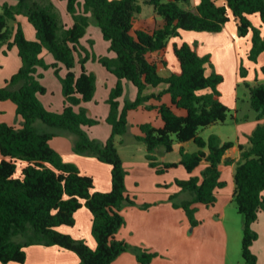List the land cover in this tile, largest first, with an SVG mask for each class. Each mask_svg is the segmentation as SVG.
I'll return each instance as SVG.
<instances>
[{
	"label": "trees",
	"instance_id": "16d2710c",
	"mask_svg": "<svg viewBox=\"0 0 264 264\" xmlns=\"http://www.w3.org/2000/svg\"><path fill=\"white\" fill-rule=\"evenodd\" d=\"M66 2L67 12L73 23L68 26L53 0H16L15 4H0V49L5 55L17 49L22 65L17 72L0 86V101L16 104L21 117L19 126L0 122V263H24L26 247L31 245H58L75 252L79 264H112L126 251L136 254L138 264H150L157 252L142 246H134L118 239L116 234L125 224L122 209L135 204L126 188L127 169L118 149V137L129 130L128 114L140 106L154 108L146 103L151 99L162 101L170 94L171 103L161 102L158 112L164 121L156 127L151 122L139 125L138 141L147 146V160L158 173L182 165L190 174L188 179H176L191 198L175 201L182 207L191 226H197V203L212 206L217 201V190L226 185L222 179L221 164H235L233 201L243 215L242 258L243 264H258V256L252 250L258 233L253 224L264 213V83H251L248 68L241 60L239 76L249 89V103L257 112V124L248 135L247 143H239V159L226 156L235 146L233 140H223L212 133L208 138L200 131L219 122H225L231 111L221 99L219 85L224 76L213 68L210 54H200L187 41L174 44L179 70L168 76L161 69L168 66L166 52L170 40L181 37L183 30L220 32L233 18L238 34L246 37L252 33V46L248 59L257 61L264 52V35L251 15H259L264 26V0H60ZM153 7L147 18L140 15L143 4ZM19 16H24L35 29L36 38L26 36ZM92 18L100 27L103 38L109 42V51L115 56L98 55L82 44ZM93 47L94 40L88 39ZM50 52L55 61L46 63L42 56ZM88 60L97 61L118 81L112 88L107 102L110 111L105 121L112 126L106 141L91 138L85 126L101 122L92 117L83 105L94 98L97 75L88 71ZM79 63L81 72L76 73ZM38 67L54 68L62 84L64 108L48 109L39 94L47 88L41 82ZM65 67L67 72L61 75ZM212 70L209 71L208 69ZM264 74V64L261 66ZM123 79L138 90L134 100L125 99ZM167 87L159 93H145L149 86ZM78 107V109H76ZM42 121L49 126L40 129ZM60 132L74 135V152L94 156L111 165L112 188L110 191L94 189V178L84 174L74 163L63 160L52 147L51 140ZM193 141L194 152L181 149L179 162H161L156 153L160 148L171 152L176 142ZM204 162L199 174L193 172ZM151 204H142L148 208ZM86 206L92 213V235L96 247L84 239L74 238L62 232L61 226H73L75 213Z\"/></svg>",
	"mask_w": 264,
	"mask_h": 264
},
{
	"label": "crops",
	"instance_id": "0c3cea01",
	"mask_svg": "<svg viewBox=\"0 0 264 264\" xmlns=\"http://www.w3.org/2000/svg\"><path fill=\"white\" fill-rule=\"evenodd\" d=\"M6 1L11 4L16 3V0H0V4ZM53 2L56 3L55 0H53ZM63 10V12H65L64 22L68 26L72 25V16L67 12L65 5H63ZM250 18L256 26L261 28L262 34L264 35V26L262 25L259 15H251ZM24 20V16L18 17V21L21 22L26 36L29 39H34V35H36L34 31L35 29H33V31L32 29L30 30L31 36H29L25 29ZM231 20L234 22V27L232 28V38L238 40V37L240 36L238 34L237 23L233 18ZM231 20L223 29L227 28ZM88 32L89 27L83 38H86L87 36L90 37V33L88 34ZM250 35L252 38V33H249L246 38L249 39ZM83 38L81 39V42L83 41ZM183 41L185 40H178V38L171 39L166 52L168 66L161 69L162 75L168 76L172 71L179 70L178 60H173V63H171L169 55H171V51H173L174 44L177 43L180 45ZM84 45L86 46V44ZM106 47L109 48V42H107ZM88 48L93 51L90 47ZM2 49H0V51L3 52ZM12 50L17 49L13 48ZM94 51L98 55H116L108 49L106 53L97 52L95 49ZM199 53L203 55L206 52ZM262 54H264V52ZM262 54H260V56ZM47 56L48 61L45 60L46 63L50 64L55 61L54 56ZM91 62L96 63L97 61L88 60L86 68L88 71L96 73L97 88L94 98L91 101L83 103V105L87 107L90 116L99 118L101 122L94 126H85L84 128L87 130L91 138L106 141L112 133V126L105 121L110 111V105L107 102V99L109 98L112 88L117 84L118 79L104 66L101 67V69L98 65L97 68H91ZM98 68L100 69L99 72L95 70ZM75 71L77 74L81 72V66L79 63L76 64ZM66 72V68L62 67L60 70L61 75H65ZM38 73L43 74V77L40 80L47 88V91L44 94H39L41 101L50 110L62 111L65 104V98L62 91V84L58 78L54 79L53 77V74L56 76L54 68H48L45 70L42 67H38ZM13 74L5 73L0 75V81H2L0 82V86L5 85V80ZM46 75L50 77L49 81L45 80ZM247 79L250 81L249 74ZM262 79H264V74L261 72L258 75V81ZM240 80L242 79L240 78ZM123 85L124 94L120 97L121 106H123L125 99L127 98L125 97L126 89L130 92L131 96L128 98L131 100H134L138 93L137 88L130 81L123 79ZM166 87L167 84L165 83H162L157 87L149 86L145 93H159ZM99 92L100 95H98ZM161 102L170 104V94L163 95ZM161 102L156 99H151L146 104L153 105L154 108L147 109L145 106H140L136 110H131L128 114V133L118 137V149L128 171L125 181L127 192L136 203L126 204L123 207L122 213L125 217V224L119 229L116 237L127 241L131 245L146 247L151 251L157 252L158 256L155 257L150 264H176V262L172 261V256L181 260L182 257L186 256L189 251H192L195 246L198 248V254L201 251L206 252V249L209 250L214 248L220 255L219 264H229L227 256L229 230L226 223L229 220L230 222L236 223V227L239 225V222L242 223V219L240 215H238L240 213L236 211L237 207H234L233 201V192L235 187L233 174L235 164L220 165L222 179L224 168H229L228 170L231 173L233 180L232 189H228V191L225 192L222 191L223 188H219L217 190V201L212 206L197 203L196 218L199 220V224L191 229V223L185 210L182 207H175L173 201L170 199L172 194H177L175 201L179 203L191 198V194L188 191L181 190V188L176 184V179H188L190 174L187 173V175L169 176L173 168L167 172L158 173L155 168L150 166L147 160L148 151L146 144L136 139V135L140 134L139 125L142 123L151 122L156 127L163 126L164 121L156 108ZM235 105L236 108L237 102ZM16 108V104L10 100L0 101V122H6L8 124L19 126L21 124V117L17 114ZM76 109H78V107H76ZM237 114L238 110H236V117ZM256 124V122L253 123L248 131L244 133L246 135V141L241 142L238 138L235 146L227 151L226 156L233 157L236 160L239 159L238 144L247 143L248 135L255 128ZM37 125L41 129L46 128L42 123H40V121ZM128 134H130V137H125ZM50 142L52 147L61 154L64 161L74 163L78 166L82 173L91 175L94 178L95 190H111V165L101 162L94 156H87L74 152L73 134L60 132ZM181 149L194 152L198 149V147L192 140L187 142H176L173 150L171 151V153L175 154L174 157H171L169 152L165 151L164 148H160L156 153V156L161 162H179L181 159ZM2 158L3 157L0 153V161ZM205 165L206 162L200 165L193 172V174H199ZM229 183L230 182L226 180V184ZM145 203H150L151 205L148 208H142V204ZM92 217L91 211L86 206H83L75 213L76 221L73 226H61L59 229L62 232L72 235L74 238L84 239L90 247L95 248L97 243L92 235ZM253 229L258 233V239L253 243L252 250L258 256V264H264V213H260L258 220L253 224ZM26 252L27 258L24 263L8 262L5 264L80 263V258L75 252L58 245H31L26 247ZM112 264H138V260L133 251H126L119 255ZM232 264H234V262ZM241 264H243V262Z\"/></svg>",
	"mask_w": 264,
	"mask_h": 264
},
{
	"label": "rangeland",
	"instance_id": "374dc122",
	"mask_svg": "<svg viewBox=\"0 0 264 264\" xmlns=\"http://www.w3.org/2000/svg\"><path fill=\"white\" fill-rule=\"evenodd\" d=\"M56 6L59 8L62 18L64 20L63 5L66 7L65 1L55 0ZM224 0H217L218 4H222ZM142 3V2H141ZM197 3V0H194V4ZM143 4V3H142ZM153 13V7L150 5L143 4V12L140 17L147 18L151 16ZM234 22L228 24L227 28L223 29L220 32H206V31H193V30H183L182 38L174 37L180 39H184L185 41L190 42L193 46L199 50V52L211 55V61L213 64V68L217 72H220L224 76V81L219 85L218 89L221 92L222 101L228 105L231 109L228 118L225 122H219L203 128L200 131V134L208 138V136L212 133L218 134L223 140H233L237 141L238 138L241 142L246 141L245 132L252 126L253 123H257V112L253 110L249 103V89L245 86L242 80H240L239 76V65L240 61L244 62V65L249 70V79L251 83L255 82V78L261 73V66L264 64V54L258 57L257 61H251L248 59L249 48L252 46L251 35L250 38L246 37H238V40L232 38V28L234 27ZM24 25L26 32L29 36H31L30 30L33 31L32 24L25 17ZM35 31V30H34ZM90 37L87 36L83 38L82 44H86V47H90L93 51L94 49L100 53L107 52V42L103 36L100 27L96 24L94 19L92 18L91 24L89 26ZM36 35H34V39ZM88 39H93L94 44L93 47L90 46ZM173 39V38H172ZM171 41V40H170ZM83 44V45H84ZM109 50V49H108ZM52 57L53 55L47 50L43 52L42 56L46 61L48 56ZM173 57V58H172ZM169 60L173 63V60L177 61V57L173 51H171V55H169ZM22 65L21 58L18 55L17 50L9 51L7 55H5L2 51H0V75L9 73L13 74L19 70ZM97 65L103 67L100 63H90L91 68H97ZM43 68V67H42ZM45 69V68H43ZM95 69L99 72L100 70ZM211 68L208 70L211 71ZM46 70V69H45ZM13 72V73H11ZM100 74V73H99ZM54 79L58 77L53 74ZM59 79V78H58ZM1 80V79H0ZM46 81L50 80V77L46 75ZM60 81V80H59ZM2 82V81H0ZM260 83H264V79L258 81ZM61 83V82H60ZM100 95V92L98 93ZM130 92L126 89L125 97H129ZM237 102V107L235 108V103ZM236 110H238V114L236 117ZM46 128L49 126L45 125L42 121H40ZM40 128V127H39ZM45 128V129H46ZM41 129V128H40ZM127 138L130 137V134L125 136ZM171 157H174V153L169 152ZM229 168H224L223 179L228 180L230 183L226 184L222 191H228V189H232V175L228 170ZM187 170L183 166L175 167L171 170L169 176H181L187 175ZM236 203L234 202V207ZM237 209V208H236ZM238 211V209L236 210ZM240 215L242 219V223L239 222V225L236 227V223L227 221V228L229 230V241L227 243V256L229 264H241L243 262L242 258V238H243V223L244 218L242 214ZM232 224V226H231ZM238 224V223H237ZM193 226H191L192 229ZM192 234V233H191ZM194 235V234H193ZM194 250V251H193ZM192 251L186 256L182 257V261L177 257H171L172 261L176 262V264H219L220 255L214 248L209 250L206 249V252L201 251L198 254V248L195 246ZM201 257H200V256ZM200 257V258H199ZM170 258V257H169ZM5 264V263H4Z\"/></svg>",
	"mask_w": 264,
	"mask_h": 264
}]
</instances>
